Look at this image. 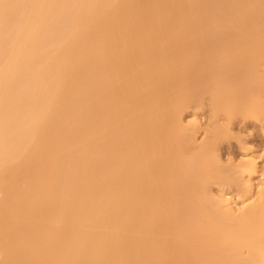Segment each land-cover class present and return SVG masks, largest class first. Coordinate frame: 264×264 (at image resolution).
<instances>
[{
    "label": "bare ground",
    "instance_id": "6f19581e",
    "mask_svg": "<svg viewBox=\"0 0 264 264\" xmlns=\"http://www.w3.org/2000/svg\"><path fill=\"white\" fill-rule=\"evenodd\" d=\"M263 74L264 0H0V264H264L181 117L264 121Z\"/></svg>",
    "mask_w": 264,
    "mask_h": 264
},
{
    "label": "rangeland",
    "instance_id": "374dc122",
    "mask_svg": "<svg viewBox=\"0 0 264 264\" xmlns=\"http://www.w3.org/2000/svg\"><path fill=\"white\" fill-rule=\"evenodd\" d=\"M262 78L264 84V74ZM259 98L264 103V85ZM256 100L257 98H254L247 103L254 104ZM181 117L182 124L188 132H194L196 143H203L214 128L220 127L226 130L216 149L212 151L217 157L218 165L215 168L219 172L210 185L212 195L216 198L229 199L235 208L241 207L246 199L252 203L264 197L263 120L241 113L235 114L229 120L224 111L215 112L207 100L185 105ZM250 158L256 161V172L252 176V189L248 192L242 168L244 161ZM259 262L256 264H262Z\"/></svg>",
    "mask_w": 264,
    "mask_h": 264
}]
</instances>
